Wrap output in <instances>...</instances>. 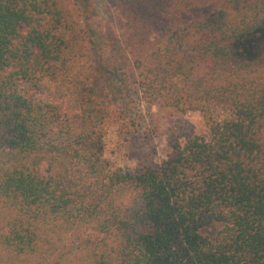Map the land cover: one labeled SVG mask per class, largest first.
Wrapping results in <instances>:
<instances>
[{
  "label": "trees",
  "instance_id": "obj_1",
  "mask_svg": "<svg viewBox=\"0 0 264 264\" xmlns=\"http://www.w3.org/2000/svg\"><path fill=\"white\" fill-rule=\"evenodd\" d=\"M105 1L0 0V264H264V0ZM130 83L227 116L115 167Z\"/></svg>",
  "mask_w": 264,
  "mask_h": 264
},
{
  "label": "rangeland",
  "instance_id": "obj_2",
  "mask_svg": "<svg viewBox=\"0 0 264 264\" xmlns=\"http://www.w3.org/2000/svg\"><path fill=\"white\" fill-rule=\"evenodd\" d=\"M97 13L107 21L105 0H91ZM250 43L242 50L236 48V56L253 60L264 53V35L250 37ZM117 103L121 108L120 122L109 124L105 137V156L115 167L132 170L145 164L158 165L166 157L171 135H198L205 133L213 121H220L227 112L218 106L210 108L205 116L200 112L184 115L173 113L161 106H147L141 102L135 85L130 83L121 89Z\"/></svg>",
  "mask_w": 264,
  "mask_h": 264
}]
</instances>
